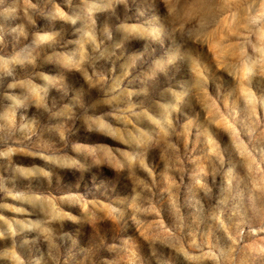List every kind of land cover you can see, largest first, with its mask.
Instances as JSON below:
<instances>
[{
  "label": "rangeland",
  "instance_id": "374dc122",
  "mask_svg": "<svg viewBox=\"0 0 264 264\" xmlns=\"http://www.w3.org/2000/svg\"><path fill=\"white\" fill-rule=\"evenodd\" d=\"M0 264H264V0H0Z\"/></svg>",
  "mask_w": 264,
  "mask_h": 264
}]
</instances>
